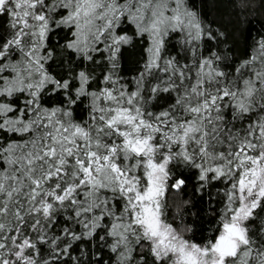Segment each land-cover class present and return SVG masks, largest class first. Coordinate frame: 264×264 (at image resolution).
Returning a JSON list of instances; mask_svg holds the SVG:
<instances>
[{
	"label": "snow or ice",
	"instance_id": "6c2138e0",
	"mask_svg": "<svg viewBox=\"0 0 264 264\" xmlns=\"http://www.w3.org/2000/svg\"><path fill=\"white\" fill-rule=\"evenodd\" d=\"M252 39L194 0H0V264H264Z\"/></svg>",
	"mask_w": 264,
	"mask_h": 264
},
{
	"label": "trees",
	"instance_id": "16d2710c",
	"mask_svg": "<svg viewBox=\"0 0 264 264\" xmlns=\"http://www.w3.org/2000/svg\"><path fill=\"white\" fill-rule=\"evenodd\" d=\"M197 8L207 19L213 21V27L223 31L228 40L226 47H231L234 58H243L247 55L253 37L257 32L264 33V0H194ZM250 21L251 23H247ZM251 33V35H249ZM136 56L130 54V61ZM171 203V202H170ZM206 209V206H204ZM170 216L176 217L178 226L191 225L192 231L186 236L199 241L202 236L208 235L204 229L212 227V217L207 211L201 217H196L185 211L184 219H180L175 205L170 208Z\"/></svg>",
	"mask_w": 264,
	"mask_h": 264
}]
</instances>
